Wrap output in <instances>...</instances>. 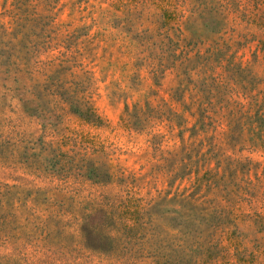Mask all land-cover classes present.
I'll list each match as a JSON object with an SVG mask.
<instances>
[{"label": "rangeland", "instance_id": "1", "mask_svg": "<svg viewBox=\"0 0 264 264\" xmlns=\"http://www.w3.org/2000/svg\"><path fill=\"white\" fill-rule=\"evenodd\" d=\"M0 264H264V0H0Z\"/></svg>", "mask_w": 264, "mask_h": 264}, {"label": "trees", "instance_id": "2", "mask_svg": "<svg viewBox=\"0 0 264 264\" xmlns=\"http://www.w3.org/2000/svg\"><path fill=\"white\" fill-rule=\"evenodd\" d=\"M74 110H78L79 111V114H83L85 113V110H82V109H79V108H73ZM87 117V116H85Z\"/></svg>", "mask_w": 264, "mask_h": 264}]
</instances>
